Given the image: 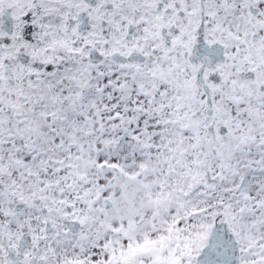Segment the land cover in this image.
<instances>
[{"label": "snow or ice", "instance_id": "snow-or-ice-1", "mask_svg": "<svg viewBox=\"0 0 264 264\" xmlns=\"http://www.w3.org/2000/svg\"><path fill=\"white\" fill-rule=\"evenodd\" d=\"M0 264H264V0H0Z\"/></svg>", "mask_w": 264, "mask_h": 264}]
</instances>
